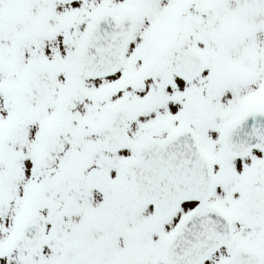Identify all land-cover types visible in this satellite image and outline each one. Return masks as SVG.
Returning <instances> with one entry per match:
<instances>
[{
	"label": "snow or ice",
	"instance_id": "obj_1",
	"mask_svg": "<svg viewBox=\"0 0 264 264\" xmlns=\"http://www.w3.org/2000/svg\"><path fill=\"white\" fill-rule=\"evenodd\" d=\"M0 264H264V0H0Z\"/></svg>",
	"mask_w": 264,
	"mask_h": 264
}]
</instances>
